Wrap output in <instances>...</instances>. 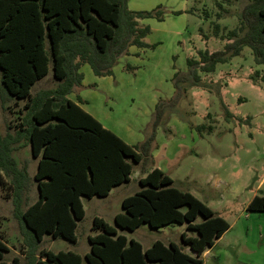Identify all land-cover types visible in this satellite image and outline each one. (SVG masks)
Masks as SVG:
<instances>
[{
  "label": "trees",
  "instance_id": "trees-1",
  "mask_svg": "<svg viewBox=\"0 0 264 264\" xmlns=\"http://www.w3.org/2000/svg\"><path fill=\"white\" fill-rule=\"evenodd\" d=\"M125 1L0 0V97L3 104L25 100L13 130L7 124L6 131H0V185L13 204L27 258L22 262L14 255L5 260L9 246L0 232V264H204L202 252L228 227L198 197L172 185L159 167H143L150 159L154 128L163 121L165 100L159 98L153 105L148 135L129 144L68 97L81 83V63H88L96 75L110 74L116 57L129 45H147L143 37L149 27L138 20L162 19V10L159 5L129 9ZM216 4L222 8L219 1ZM215 15L219 17V12ZM219 29L213 21L212 33L226 39L220 48L198 49L196 57H186V71L173 72L177 95L201 82L198 71H212L243 46L250 48L255 62H264V0H247L237 25L224 33ZM50 69L56 85L32 93L31 87ZM224 114L230 115L226 107ZM203 127L204 122L196 124L197 129ZM22 139L37 159L32 174L28 159L19 165L13 155ZM132 162L144 172L136 177L140 187L121 198L113 224L92 216L88 251L80 255L71 249L39 248L45 233L75 242L76 221L84 213L82 197L105 196L113 186L128 181ZM33 186L37 197L29 201ZM245 208L264 210V196L255 193ZM197 215L200 220H195ZM170 222H184L196 234L181 231L180 244L155 238L143 247L119 231L141 223L159 228Z\"/></svg>",
  "mask_w": 264,
  "mask_h": 264
},
{
  "label": "rangeland",
  "instance_id": "rangeland-1",
  "mask_svg": "<svg viewBox=\"0 0 264 264\" xmlns=\"http://www.w3.org/2000/svg\"><path fill=\"white\" fill-rule=\"evenodd\" d=\"M246 1L126 0L129 9L149 10L159 5L162 10V19L151 16L138 20L149 27L143 37L147 45H129L116 57L110 74L96 75L88 63H81V83L68 93L129 144L148 135L153 105L159 98L165 100L163 121L154 128L150 159L143 167H159L171 177L172 185L190 191L228 222L227 229L202 256L205 264H264V210L245 208L255 193L264 196V62H255L250 48L243 46L239 54L217 62L212 71H198L201 82L180 95L171 76L175 70L186 71V57H196L198 49L220 48L226 39L212 33V22H218L222 33L236 26ZM56 83L50 69L34 83L31 92ZM24 101L3 104L0 97L1 133L7 124L13 130ZM225 107L230 112L227 118ZM201 122L205 127L197 129ZM13 155L19 165L28 159V170L33 173L36 158L25 139ZM131 164L129 180L113 186L107 196L82 197L84 213L76 221L75 242L45 233L39 248L71 249L80 255L88 251L92 216L113 224V213L121 210V198L140 187L136 176L144 172H139L138 163ZM4 193L0 185V232L9 246L4 259L19 255L26 262L20 223ZM34 197L35 186L29 201ZM200 219V215L195 218ZM184 225L170 222L152 228L141 223L133 230L120 231L143 245L155 238L180 244L181 231L196 234Z\"/></svg>",
  "mask_w": 264,
  "mask_h": 264
},
{
  "label": "crops",
  "instance_id": "crops-1",
  "mask_svg": "<svg viewBox=\"0 0 264 264\" xmlns=\"http://www.w3.org/2000/svg\"><path fill=\"white\" fill-rule=\"evenodd\" d=\"M78 105L80 106V104H78ZM152 109H153V108H152ZM89 113H90V112H89ZM90 114L92 115V113H90ZM108 129H110V128H108ZM110 130H111V129H110ZM36 163H37V159H36ZM18 164H19V163H18ZM35 168H36V167H35ZM33 172H34V171H33ZM138 173H139V172H138ZM140 175H143V173H140V174L137 175V176H140ZM137 176H136V177H137ZM129 178H130V177H129ZM109 191H110V189H109ZM109 191H108V193L106 194V196L109 194ZM36 197H37V193H36V191H35V197H34L33 199H35ZM33 199H32V200H33ZM82 205H83V204H82ZM116 212H117V211H116ZM113 214H114V213H113ZM225 230H226V229H225ZM225 230H224V231H225ZM119 231H120V230H119ZM224 231H223V232H224ZM223 232H222V233H223ZM222 233H221V234H222ZM221 234H220V235H221ZM220 235H219V236H220ZM219 236H218L216 239H218ZM216 239H215V240H216ZM153 240H154V239H153ZM153 240H152V241H153ZM215 240H214V241H215ZM152 241H151V242H152ZM168 241H170V240H168ZM168 241H167V242H168ZM151 242H150V243H151ZM167 242H166V243H167ZM150 243H149V244H150ZM141 244H142V243H141ZM149 244H148V245H149ZM148 245H143V244H142L143 247H146V246H148ZM208 248H209V247H208ZM208 248H206V249L202 252V254H201L202 256L206 253V251H207ZM184 250L190 252V251L188 250L187 247H185ZM204 264H205V263H204Z\"/></svg>",
  "mask_w": 264,
  "mask_h": 264
}]
</instances>
